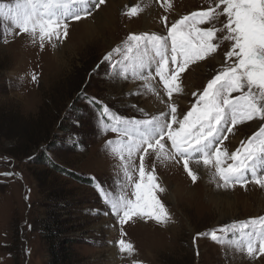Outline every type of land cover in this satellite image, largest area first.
<instances>
[{"label":"rangeland","instance_id":"1","mask_svg":"<svg viewBox=\"0 0 264 264\" xmlns=\"http://www.w3.org/2000/svg\"><path fill=\"white\" fill-rule=\"evenodd\" d=\"M18 2L21 11L35 7L38 17L51 13L53 18L66 19L68 35L46 39L41 48L38 32L20 33L10 16H0V264H49V236L56 230L61 232L58 240H72L71 264H264L258 252L264 239L259 224L264 218V187L255 182L222 187L214 161L205 166L200 154H194L189 168L195 174L194 164L208 170L211 179L206 188L201 178L191 181L183 161L157 158L154 152L144 157L146 172L154 171L164 188L157 195L169 213L165 224L133 217L122 226L125 235L121 236V226L106 203L134 199L132 181L139 179L140 153L129 156L128 137L112 128L126 127L125 119H151L169 111L168 96L155 76L157 50L147 41L132 46L128 36H167L172 23L215 8L217 0H124L117 7L114 27L101 33L89 21L102 8H96L93 0L86 5L94 9L92 14L78 21L70 17L85 5L65 8L50 5L49 0H0L7 6L5 12L9 7L15 11ZM133 8L136 13L129 15ZM141 17H150V27H143ZM218 42L220 48L213 56L181 73V91L172 97L181 106L178 116L190 109L193 93L202 92L222 66L233 62L225 59L231 42ZM109 53L112 58L106 62ZM190 81L193 90L186 88ZM105 106L108 113L102 111ZM262 125L264 121L258 119L236 125L222 148L230 155ZM50 163L79 181L49 169ZM262 172L264 168H258L257 176ZM243 222H249L248 228H240ZM234 223L235 229L219 231ZM213 230L216 241L211 239ZM197 233L208 235L194 243ZM120 239L131 243V252L120 251ZM248 243L257 248L254 256L247 254Z\"/></svg>","mask_w":264,"mask_h":264},{"label":"snow or ice","instance_id":"2","mask_svg":"<svg viewBox=\"0 0 264 264\" xmlns=\"http://www.w3.org/2000/svg\"><path fill=\"white\" fill-rule=\"evenodd\" d=\"M87 2L88 0H49L50 5L65 8L69 5H85L82 12L70 17L77 21L92 14L94 9L90 10L86 6ZM93 2L99 8L105 0ZM27 3H32V0H27ZM6 7L0 4V16H10L20 33L35 36L38 32L41 48L46 39L51 41L54 37L60 40L62 36L66 38L68 35L66 19L53 18L51 13L38 17L35 7L32 11H21L22 5L19 2L15 11L9 7L5 12ZM135 13L136 9L133 8L129 15ZM221 16H225L226 21L221 22ZM217 23L220 24L219 27ZM205 24L209 26L200 27ZM218 33L224 35L218 38ZM127 39L135 47L147 41L157 50L159 60L155 76L159 77L168 96L169 111L151 119H125L123 123L126 127L112 128L113 132L128 137L125 147L129 156L133 152L140 153L139 179L132 181V176H128V180L132 181L134 199L122 197L119 200L106 201L111 205V211L121 226L120 235H125L122 226L133 217L144 221L152 220L160 225L169 219V213L157 195L164 188L157 182L154 171L145 170L144 157L153 152L157 158L163 155L174 159L176 163L183 161L184 171L193 183L198 177L189 168V161L194 154H200L205 166L214 161L215 176L223 182L222 187H244L249 182L264 187V172L257 176V169L264 168V125L250 138L242 141L230 155L222 148L223 141L228 138V133H233L236 125L256 119L264 121V0H217L215 8L192 12L191 15L172 23L167 29V36L132 34ZM218 40L231 42L225 59L233 62L222 66V70L208 81L202 92L193 93L194 102L190 109L182 117L178 116L172 97L174 92L181 91V73L190 64L213 56L220 48ZM128 51H132L131 46ZM111 58L109 53L104 60L107 62ZM140 66H144L142 62ZM32 79L37 78L34 75ZM233 93L240 95L233 97ZM161 103L164 101L161 100ZM102 111L108 113L109 109L105 106ZM169 142L170 149L167 147ZM228 160L232 163L227 164ZM249 172L251 176L248 175ZM98 187L101 188L103 197L102 185L98 184ZM251 223L255 225L256 221ZM259 224L264 228V218L259 219ZM248 226L249 222L240 224L241 229ZM229 227L235 229L236 224L224 226L219 231L227 232ZM201 235L208 234L197 233L193 242ZM210 235L213 241L218 239L216 230ZM118 247L121 252H131L133 246L120 239ZM258 252L264 256V239L259 244ZM256 253L257 248L248 243L247 254L254 256Z\"/></svg>","mask_w":264,"mask_h":264},{"label":"bare ground","instance_id":"3","mask_svg":"<svg viewBox=\"0 0 264 264\" xmlns=\"http://www.w3.org/2000/svg\"><path fill=\"white\" fill-rule=\"evenodd\" d=\"M123 1L124 0H105V3L102 4V8L101 10L99 9V13H97L96 15L92 16L90 18L89 21H91V23L93 22V26H95V30H99L98 33H101V32H109L112 27H114L115 23H114V19L117 17L115 15H117V7L119 6H122L123 4ZM135 4V3H134ZM146 6V5H145ZM148 6V5H147ZM144 7V6H143ZM150 8V7H149ZM152 8V7H151ZM147 9V8H146ZM145 11V9H144ZM150 11V9H149ZM147 12V11H146ZM138 14V13H137ZM142 14V13H141ZM148 14V13H147ZM148 16V15H147ZM146 17V15H145ZM142 18V17H141ZM147 19V18H146ZM143 22H144V25L143 27L144 28H148L150 27L149 25V22H150V17L145 20L144 18H142ZM88 20L85 21V28H86V25H87V22H89ZM135 23V22H134ZM107 25V26H106ZM111 28V29H110ZM114 29V28H113ZM115 30V29H114ZM104 34V33H103ZM102 34V35H103ZM194 84L190 81L187 85H186V88L188 90H193L194 89ZM186 90V89H185ZM191 92V91H190ZM188 95V94H187ZM190 95V94H189ZM190 98V97H189ZM153 102V101H152ZM174 102V101H173ZM181 110V106L180 105H177V112H179ZM191 167L195 168L198 173L197 174V177L198 178H201L202 180V185L206 188L208 187V184H207V179L210 181L211 179V175L209 174L208 170H206V168L202 165H198V164H194L192 165ZM207 184V185H206ZM191 189V188H190ZM223 190H225L226 192L228 191V188H224ZM220 191V190H219ZM209 192V191H208ZM188 193V192H187ZM228 193V192H227ZM211 193H208V196H207V201L208 202H213V199H212V196L210 195ZM132 195V194H131ZM131 198V197H130ZM263 202V200H262ZM150 233V232H149Z\"/></svg>","mask_w":264,"mask_h":264},{"label":"trees","instance_id":"4","mask_svg":"<svg viewBox=\"0 0 264 264\" xmlns=\"http://www.w3.org/2000/svg\"><path fill=\"white\" fill-rule=\"evenodd\" d=\"M41 162L44 164L46 161L44 162L43 160H41ZM48 167H49V169H52L59 174L60 173L64 174L65 176H67V178H73L76 181H79V179H80L79 177H74V175H72L71 173H69L65 170L58 169L57 167H55L52 164L48 165ZM51 230H52V228H51ZM60 233L61 232L58 230H56V232L55 231L50 232L49 237L51 240L49 242L50 243L49 245L51 246L52 249L49 253L50 254V263L49 264H71L72 263L71 257L69 255V250H70V252H72L71 251L72 250L71 249L72 240H68V239L61 240V241L58 240L57 238H59ZM52 234L55 235V237H53ZM60 248H61V251H60ZM64 252H66V253H64Z\"/></svg>","mask_w":264,"mask_h":264}]
</instances>
